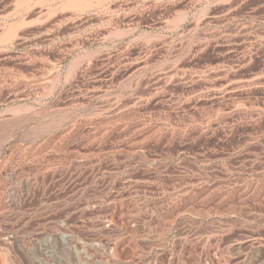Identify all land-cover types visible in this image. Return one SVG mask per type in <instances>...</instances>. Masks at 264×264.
<instances>
[{
    "label": "rangeland",
    "instance_id": "rangeland-1",
    "mask_svg": "<svg viewBox=\"0 0 264 264\" xmlns=\"http://www.w3.org/2000/svg\"><path fill=\"white\" fill-rule=\"evenodd\" d=\"M0 264H264V0H0Z\"/></svg>",
    "mask_w": 264,
    "mask_h": 264
}]
</instances>
